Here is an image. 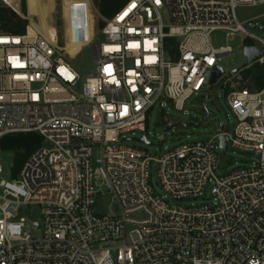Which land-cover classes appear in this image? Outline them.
Segmentation results:
<instances>
[{"label": "built area", "instance_id": "built-area-1", "mask_svg": "<svg viewBox=\"0 0 264 264\" xmlns=\"http://www.w3.org/2000/svg\"><path fill=\"white\" fill-rule=\"evenodd\" d=\"M262 6L264 0H128L105 19L103 40L98 34L84 46L96 64L86 79L58 37L30 27L22 35L0 31V142L35 134L45 143L11 173L12 182L3 178L0 146V264H264V88L251 92L241 78L220 84L216 68L233 48L213 43L217 32L244 34L261 45L244 43L260 50L256 64L264 65V40L236 14ZM222 85L230 90L233 132L222 126L210 140L159 157L124 145L126 134L146 133L149 114L164 101L183 111L191 97L209 88V98ZM230 148L252 155V164L219 176ZM152 167L168 198H204L211 184L210 197L171 205L155 195ZM104 189L120 215L96 212ZM35 207L38 236L26 231L24 217Z\"/></svg>", "mask_w": 264, "mask_h": 264}, {"label": "rangeland", "instance_id": "rangeland-1", "mask_svg": "<svg viewBox=\"0 0 264 264\" xmlns=\"http://www.w3.org/2000/svg\"><path fill=\"white\" fill-rule=\"evenodd\" d=\"M0 0V5L13 10L27 25L52 40L58 37L59 46L64 47L67 56L70 58L72 68L83 78L95 75V59L90 47H84L96 37L102 28L100 23H105L97 10L96 0ZM238 21L251 34L264 40V6L257 8L239 7L237 8ZM167 19V14L164 12ZM260 18V19H256ZM26 27V28H27ZM98 40H103L99 34ZM66 43V45H65ZM213 43L216 47L231 46L233 51L230 55L222 58L220 65L224 72L220 77H227L229 84L236 83L238 78L243 81L246 72H241L237 76H229L234 70L242 67L246 61L244 54L245 45H256L262 48L255 41L246 40L244 34H237L228 39L226 33L217 32L213 35ZM249 70L247 69V72ZM242 82V86H243ZM208 89L202 90L198 95L191 97L185 104L183 111H178L173 103L164 101V106H157L149 114L146 133L135 132L126 134L124 145L136 150H142L152 157H159L167 151H172L182 145L206 141L214 138L220 132L222 126L228 132H233L236 126V118L229 106L228 86H219L211 90L209 98L214 101V105H208L207 109L204 100L207 97ZM207 111L213 113L215 117L208 118ZM167 127H173L167 133L164 145L159 147L161 137L166 133ZM147 136L151 145L143 143L141 139ZM45 146V143H41ZM101 147L94 150L95 160L101 157ZM16 153L1 149V163L3 168V178L9 182L13 181L11 173L15 171ZM252 155L229 149L218 170L219 176L233 173L240 167L252 164ZM21 172V171H20ZM150 184L156 196L168 201L171 205L190 207L206 202L210 197L212 185L206 188V197L200 199H188L175 201L167 197L159 179L157 169H150ZM105 194L96 200L95 210L104 215H120V208L113 195ZM29 219L26 229L33 236L39 233L32 227V222L41 220L40 209L33 208L30 214H25Z\"/></svg>", "mask_w": 264, "mask_h": 264}, {"label": "trees", "instance_id": "trees-1", "mask_svg": "<svg viewBox=\"0 0 264 264\" xmlns=\"http://www.w3.org/2000/svg\"><path fill=\"white\" fill-rule=\"evenodd\" d=\"M128 0H96V7L99 15L103 19L113 18L118 11L127 3ZM100 28L105 26V23H100ZM26 23L11 9L0 5V31L22 35L26 32ZM247 70L243 82V88L249 89L251 92L258 91L264 88V65L255 64ZM42 140L35 134H19L10 135L2 139L0 142L1 149L14 151L16 153V166L14 175L17 176L26 161L40 147Z\"/></svg>", "mask_w": 264, "mask_h": 264}, {"label": "water", "instance_id": "water-1", "mask_svg": "<svg viewBox=\"0 0 264 264\" xmlns=\"http://www.w3.org/2000/svg\"><path fill=\"white\" fill-rule=\"evenodd\" d=\"M244 54H245V57H246V61L244 63V65L236 70H234L229 76H237L239 73H241L242 71L244 70H247L249 69L250 67H252L253 65H255L256 63H258V61L263 57V54L260 52V50L255 47V46H245L244 47ZM219 72L223 73L224 70L220 67L216 68ZM227 77H224L221 81L220 84H222L225 80H226ZM219 86H216V87H213L212 90L214 89H217ZM214 105V101L213 100H210L208 98V96L205 98L204 100V105H205V108L207 109L208 105ZM212 117H215V115L209 111H207V117L203 120V121H206L208 118H212ZM173 129V127H167L166 128V133L161 137L160 139V145L159 147H162L163 144L165 143V140H166V136H167V133L169 131H171ZM141 141L143 143H146L147 145H151V143L148 141V139L146 137H143L141 139ZM221 141L223 142V138L221 139ZM226 150V146L224 145L223 143V152H225Z\"/></svg>", "mask_w": 264, "mask_h": 264}, {"label": "bare ground", "instance_id": "bare-ground-1", "mask_svg": "<svg viewBox=\"0 0 264 264\" xmlns=\"http://www.w3.org/2000/svg\"><path fill=\"white\" fill-rule=\"evenodd\" d=\"M30 32L31 33H38L36 30H34L33 28L30 27Z\"/></svg>", "mask_w": 264, "mask_h": 264}]
</instances>
